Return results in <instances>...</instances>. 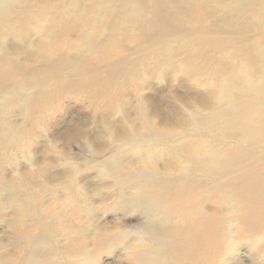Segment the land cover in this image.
<instances>
[{
    "label": "bare ground",
    "instance_id": "1",
    "mask_svg": "<svg viewBox=\"0 0 264 264\" xmlns=\"http://www.w3.org/2000/svg\"><path fill=\"white\" fill-rule=\"evenodd\" d=\"M250 2L0 0V108H20L25 122L0 120V226L6 223L7 237L17 246L10 253L0 238V264H99L111 249L119 252L115 264H242L243 249L255 264L247 241L228 242L236 224L244 235L264 231V33L250 35L256 18L264 20V0ZM99 35L111 37V51L96 48ZM8 39L29 41L31 56L22 61ZM123 45L138 46L126 66L146 56L155 58V65L180 58L178 67L205 82L211 101L206 110L185 111L172 136L133 141L145 156L161 150L173 158L164 173L146 161L121 164L118 147L98 156L101 170L116 183L115 210L135 215L141 225L93 230L87 236L89 229L69 213L91 210L73 178L63 188V201L45 186L52 200L41 210L37 173L12 170L8 179L5 170L14 150L27 152V140L50 106L78 87L82 72L89 75L78 89L89 80L101 85L105 78L104 89H117L113 69L104 62L124 53ZM74 52L93 57L94 75L89 65H74L69 56ZM7 212L14 221H7ZM27 218L37 227L27 230ZM50 218L59 226L55 235L48 232ZM35 230L40 232L35 235Z\"/></svg>",
    "mask_w": 264,
    "mask_h": 264
},
{
    "label": "rangeland",
    "instance_id": "2",
    "mask_svg": "<svg viewBox=\"0 0 264 264\" xmlns=\"http://www.w3.org/2000/svg\"><path fill=\"white\" fill-rule=\"evenodd\" d=\"M225 1L228 0H222V2ZM245 1L251 3L250 0ZM119 15L120 12H116L114 20ZM114 27L115 25H112L111 29ZM251 27L250 35L263 34L264 20L258 16ZM226 35L225 38H231L229 33ZM30 39L32 43L37 42L36 37ZM110 39L109 36L99 35L95 41L96 48L105 50L109 48L111 51ZM8 40V46L11 49L21 52L22 61L31 56L27 47L29 41L18 44L15 39ZM184 42L182 39L176 44L180 46ZM122 47L125 49L124 53L118 54L109 62H104V67L113 69L111 78L118 82L117 89L102 87L104 81H108L107 78L101 85L89 80L85 83L84 90L78 89L81 87L80 80L82 81L85 75H89L88 71L82 72L84 75L82 76L81 73L80 78L75 82H78L76 84L78 87L69 88L70 93L63 100L50 106L48 114L36 128L34 137L27 140L29 142L27 152L20 149L14 150L13 163L5 170L8 179L14 172L37 173L34 187L43 193L38 203L41 210L46 208L52 200L51 192L46 190L45 186H50L54 192H58L57 198L63 201L65 199L63 188L73 178L76 188H79L81 193H86L91 210L88 213L81 211H69V213L73 215L76 224L82 223L89 229L87 236L93 230L112 231L120 227L128 230L141 225L135 215L115 210L113 194L116 193V183L112 177L101 170L98 165V156L109 147H118L121 148L117 154L121 164L141 166L146 161L147 165L164 173L174 164L173 158L162 153L161 150L145 156V153L141 152L133 141H149L153 137L172 136V131L178 129L179 117L185 111L191 110L194 106L203 107V110H206L211 101L205 82L199 78H193L189 71L178 67L180 58L155 65V58L146 56L140 57L134 66H126L125 63L138 50V46L123 45ZM63 56L67 59L66 62L70 61V57L74 58V65L77 67L89 65L92 68L91 75L98 70L89 53L74 52L69 55L70 57L67 54ZM200 62L202 59L199 60ZM132 66L138 69L132 70ZM147 66L150 68L143 69ZM112 96L115 97L114 100L111 99ZM0 113V120L4 119L19 126L25 125L21 109L18 107L9 111L2 106ZM76 167L78 169H75ZM81 193H78V196L82 195ZM6 215L8 222L14 221L13 213L7 212ZM49 221L48 232L55 235L59 226L55 225L53 218ZM36 225L32 218L26 219L27 230L37 227ZM3 230L5 234H2ZM37 232L40 231L35 230V235ZM0 235L1 241L9 245L8 251L12 253L17 246L7 237L6 223L0 226ZM75 240L79 239L75 237ZM242 251L245 256H242ZM242 251L239 252L240 255L238 254L242 264H251L246 251L244 249ZM111 252L110 256L103 255L99 259V264H115L114 254L119 252L114 249H111ZM123 263L128 264L125 261Z\"/></svg>",
    "mask_w": 264,
    "mask_h": 264
},
{
    "label": "clouds",
    "instance_id": "3",
    "mask_svg": "<svg viewBox=\"0 0 264 264\" xmlns=\"http://www.w3.org/2000/svg\"><path fill=\"white\" fill-rule=\"evenodd\" d=\"M240 241H247L249 245V254L256 257L255 264H264V231H257L251 235H244L243 229L236 224L229 230L228 242L233 246ZM144 244V238L141 237L139 245L142 246Z\"/></svg>",
    "mask_w": 264,
    "mask_h": 264
}]
</instances>
